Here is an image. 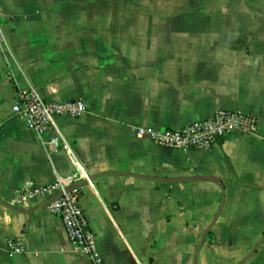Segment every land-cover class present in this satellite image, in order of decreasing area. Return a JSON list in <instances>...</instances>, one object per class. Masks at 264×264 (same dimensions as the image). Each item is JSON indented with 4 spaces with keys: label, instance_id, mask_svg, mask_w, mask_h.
Segmentation results:
<instances>
[{
    "label": "crops",
    "instance_id": "0c3cea01",
    "mask_svg": "<svg viewBox=\"0 0 264 264\" xmlns=\"http://www.w3.org/2000/svg\"><path fill=\"white\" fill-rule=\"evenodd\" d=\"M0 200L32 180L80 186L100 264H238L264 238V0H0ZM83 99L81 117L55 119L46 138L13 111L20 93ZM219 109L256 115L207 149H174L136 133L181 128ZM57 195V194H56ZM51 198V197H50ZM48 198V199H50ZM47 199V200H48ZM39 199L0 204V264H93ZM19 242L12 253L8 241ZM244 264H264V241Z\"/></svg>",
    "mask_w": 264,
    "mask_h": 264
},
{
    "label": "built area",
    "instance_id": "2783aa9c",
    "mask_svg": "<svg viewBox=\"0 0 264 264\" xmlns=\"http://www.w3.org/2000/svg\"><path fill=\"white\" fill-rule=\"evenodd\" d=\"M5 45V35L0 21V47ZM13 111L33 130L48 158L62 146L60 135L46 138L47 132L53 129L55 119L61 116L81 117L88 112V106L83 99L47 100L40 92L31 88L20 93L19 101L13 106ZM258 130L256 115L242 111L219 109L207 119H197L181 128L153 129L139 127L136 133L141 137H149L157 144L174 149H207L214 143L223 140L234 131L254 134ZM69 184L63 179H57L49 184H38L29 180L25 182L13 199L17 206H27L39 199L47 200L56 194L61 196L52 200L46 207L50 213L60 216L64 222L70 241L88 256L93 264H100L96 239L89 226L86 214L80 205L79 188L68 191ZM12 253H22V245L10 239L7 243Z\"/></svg>",
    "mask_w": 264,
    "mask_h": 264
},
{
    "label": "water",
    "instance_id": "95a60500",
    "mask_svg": "<svg viewBox=\"0 0 264 264\" xmlns=\"http://www.w3.org/2000/svg\"><path fill=\"white\" fill-rule=\"evenodd\" d=\"M106 174H127V175H131L133 177H137L140 179H144V180H150V181H157V182H166V183H186V182H197V181H209V182H213L215 184H217L221 190L223 191V197H222V201H221V205L218 209L217 214L215 215L214 219L212 220V222L208 225V227H206L202 233V237L200 239V242L198 244V246L196 247L195 250V255H194V260L193 263L197 264V257L198 254L203 246V244L205 243L206 238L208 237L209 233L211 232V229L214 225V223L216 222V220L218 219L224 202H225V197H224V191H225V187L223 185V183L217 179L216 177H212V176H201V177H191V178H164V177H150V176H144V175H139V174H134V173H128V172H123V171H107L105 173H99L98 175H95V177H92L91 180L95 179L96 177L102 176V175H106ZM87 183V180L81 181L80 183L77 184H73L70 185L68 187V191L75 189V188H79L80 186L84 185ZM61 196V193L51 197L50 199H48L47 201H45L44 203L41 204V207L47 206L52 200H54L55 198ZM0 204L12 209V210H19L20 208L17 206H14L12 204H9L5 201L0 200ZM264 241V238L261 239L259 241V243L254 247V249L242 260L240 261V263L238 264H244L249 258L252 257V255L257 251L258 247L260 246V244H262Z\"/></svg>",
    "mask_w": 264,
    "mask_h": 264
}]
</instances>
